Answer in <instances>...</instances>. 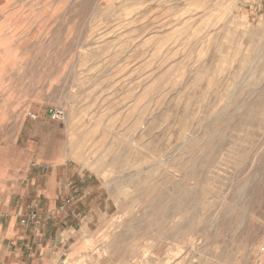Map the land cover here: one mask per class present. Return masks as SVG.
I'll use <instances>...</instances> for the list:
<instances>
[{"label": "rangeland", "instance_id": "obj_1", "mask_svg": "<svg viewBox=\"0 0 264 264\" xmlns=\"http://www.w3.org/2000/svg\"><path fill=\"white\" fill-rule=\"evenodd\" d=\"M0 111L104 181L91 262L264 264V0H0Z\"/></svg>", "mask_w": 264, "mask_h": 264}, {"label": "crops", "instance_id": "obj_2", "mask_svg": "<svg viewBox=\"0 0 264 264\" xmlns=\"http://www.w3.org/2000/svg\"><path fill=\"white\" fill-rule=\"evenodd\" d=\"M15 112L0 118V264H100L88 247L116 211L104 181L67 161L38 162L31 124Z\"/></svg>", "mask_w": 264, "mask_h": 264}, {"label": "built area", "instance_id": "obj_3", "mask_svg": "<svg viewBox=\"0 0 264 264\" xmlns=\"http://www.w3.org/2000/svg\"><path fill=\"white\" fill-rule=\"evenodd\" d=\"M49 117L52 119V120H60L62 118V111L61 110H52V111H49ZM26 115L32 119V120H35L36 119V114L33 113L32 111H27L26 112ZM32 217H35V213L31 215ZM23 222V220H22Z\"/></svg>", "mask_w": 264, "mask_h": 264}, {"label": "bare ground", "instance_id": "obj_4", "mask_svg": "<svg viewBox=\"0 0 264 264\" xmlns=\"http://www.w3.org/2000/svg\"><path fill=\"white\" fill-rule=\"evenodd\" d=\"M213 264H215V263H213Z\"/></svg>", "mask_w": 264, "mask_h": 264}]
</instances>
